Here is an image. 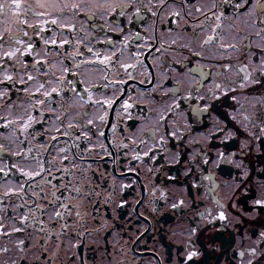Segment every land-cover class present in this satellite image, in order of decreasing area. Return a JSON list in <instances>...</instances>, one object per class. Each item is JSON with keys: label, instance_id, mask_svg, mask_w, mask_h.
I'll use <instances>...</instances> for the list:
<instances>
[{"label": "flooded vegetation", "instance_id": "1", "mask_svg": "<svg viewBox=\"0 0 264 264\" xmlns=\"http://www.w3.org/2000/svg\"><path fill=\"white\" fill-rule=\"evenodd\" d=\"M116 2L0 50V167L33 174L0 173V264H264L260 24L235 0Z\"/></svg>", "mask_w": 264, "mask_h": 264}, {"label": "snow or ice", "instance_id": "2", "mask_svg": "<svg viewBox=\"0 0 264 264\" xmlns=\"http://www.w3.org/2000/svg\"><path fill=\"white\" fill-rule=\"evenodd\" d=\"M224 3L227 4L228 0H224ZM131 4L128 3H117L116 0H33V3H25L22 0H0V50L5 48L9 42H14L17 45H23L24 41L21 39V33L23 36H27L28 32L25 28H32L36 31H44V25L53 24L59 25L62 20H65L66 17L69 15L72 19L79 18L83 16L84 18H88L90 21L92 20H107L112 18L116 15L123 16L126 14L127 10L131 7ZM232 8L239 10L244 9L245 12L249 13L251 16L256 17V22L260 24L261 32L264 33V2L262 0H235L233 3ZM163 7V4H161ZM215 7V5H214ZM174 15H179V13H174ZM224 16V12H220L218 16H216L217 20H220ZM31 17L35 20H38V24H29L28 18ZM66 27H69L71 30H76L75 24H68L65 23ZM219 27V25H218ZM260 34V33H258ZM212 37H209V40ZM208 41H205L207 43ZM67 43V42H65ZM232 47V45H229ZM33 45L32 43H28L27 46L23 50V54L27 55L30 54L32 51ZM91 51V49H89ZM21 52V48L17 47L13 51H6L3 52V57L7 59H16L17 54ZM78 54V53H77ZM198 55V54H197ZM105 59H108L105 57ZM82 64H92L93 61H81ZM81 66L80 63L76 65V68L79 69ZM68 71V69H65ZM32 76H28V80H32ZM61 83H64V79L60 78ZM9 82L15 84L14 78L11 75H8L7 72L4 73L3 79H0V84L7 85ZM70 85V89L72 92L76 91L75 85L72 84L71 81L68 82ZM41 88L44 87L43 84L40 85ZM62 89L52 88L51 92H46L45 95L51 96L52 93H61ZM8 91L5 90L0 92V96H7ZM59 118V117H58ZM91 123V121H89ZM7 125H5L6 127ZM28 125H25L27 128ZM76 125L69 123L67 127L69 129L75 127ZM59 131V129H57ZM56 139V137H53ZM5 151V147L3 144H0V155H3ZM12 156H23V153L16 152L12 153ZM67 159V157H65ZM42 167V165H41ZM15 169L16 171L20 172L24 176H28L29 178H33V174L24 172L22 168H19L16 163H11L10 165H5L4 167H0V173H3L4 177H7L9 173H11ZM67 171V169H64ZM45 171H47L45 169ZM34 175L39 176L41 175L40 172H36ZM73 191L77 194V198L81 195V188L76 187ZM10 192H5L4 195H10ZM92 193H83L84 197H88ZM34 195H38L34 193ZM55 195V194H54ZM66 200L71 199V197H65ZM256 204L264 207V200H257ZM64 211L63 213L57 211L55 215L63 219L64 215L71 214V208L69 204L62 203L60 205ZM72 207H76V216L78 218H83L80 208L82 205H73ZM176 207V205H173ZM221 220L225 219L224 213H220ZM28 222V215H24L22 219V223ZM16 232L22 231L21 228L14 229ZM4 235H10V233H2ZM262 239H264V233H261ZM24 244L23 241L20 242V246L22 247ZM9 249L4 248L3 252H8ZM255 252H253V255ZM196 253H191L189 255V259L192 256H195ZM243 255V253H241Z\"/></svg>", "mask_w": 264, "mask_h": 264}]
</instances>
